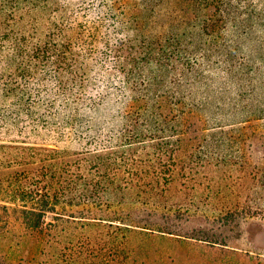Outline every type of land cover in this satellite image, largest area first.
<instances>
[{"label": "trees", "instance_id": "trees-1", "mask_svg": "<svg viewBox=\"0 0 264 264\" xmlns=\"http://www.w3.org/2000/svg\"><path fill=\"white\" fill-rule=\"evenodd\" d=\"M165 1L0 0V129L19 141L0 144V245L17 236L33 264H123L124 231L223 246L264 232V143L224 151L233 135L206 131L191 92L240 0H167L146 33ZM194 202L209 213L185 233Z\"/></svg>", "mask_w": 264, "mask_h": 264}, {"label": "rangeland", "instance_id": "rangeland-1", "mask_svg": "<svg viewBox=\"0 0 264 264\" xmlns=\"http://www.w3.org/2000/svg\"><path fill=\"white\" fill-rule=\"evenodd\" d=\"M169 10L167 0L160 4L145 32L159 31L161 24L171 19ZM235 10L220 40L226 54L198 61L191 75L198 117L206 131L223 129L233 135L230 145L223 147L231 155L248 154L252 140L264 143V0H240ZM12 135V130L0 129V144L19 143ZM197 206L194 202L187 206L189 210L182 211L191 214L184 222L185 233L205 222L209 206ZM108 229L112 230L102 225H86L79 233L98 240L107 239ZM226 234L230 238L228 245L223 246L137 229L124 231V237L120 238L127 249L123 264H264V251L254 248L264 246V232L257 233L255 244L248 242L244 233L236 235L231 230ZM1 243L0 255L7 261L33 264L27 261L25 244L17 246V236H9Z\"/></svg>", "mask_w": 264, "mask_h": 264}]
</instances>
